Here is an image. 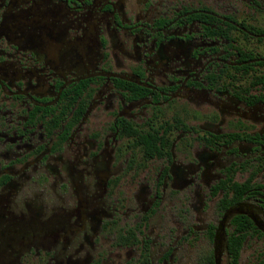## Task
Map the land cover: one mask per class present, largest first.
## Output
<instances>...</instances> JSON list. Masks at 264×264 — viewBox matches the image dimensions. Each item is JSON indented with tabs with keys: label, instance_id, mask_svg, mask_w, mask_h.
Wrapping results in <instances>:
<instances>
[{
	"label": "flooded vegetation",
	"instance_id": "obj_1",
	"mask_svg": "<svg viewBox=\"0 0 264 264\" xmlns=\"http://www.w3.org/2000/svg\"><path fill=\"white\" fill-rule=\"evenodd\" d=\"M246 245L264 264V0H0V264Z\"/></svg>",
	"mask_w": 264,
	"mask_h": 264
},
{
	"label": "rangeland",
	"instance_id": "obj_2",
	"mask_svg": "<svg viewBox=\"0 0 264 264\" xmlns=\"http://www.w3.org/2000/svg\"><path fill=\"white\" fill-rule=\"evenodd\" d=\"M247 245L242 249L239 260L240 264H248L251 259V251L253 248H247ZM210 249L211 248H189L191 258L194 260L193 262H197L202 256L206 255Z\"/></svg>",
	"mask_w": 264,
	"mask_h": 264
},
{
	"label": "trees",
	"instance_id": "obj_3",
	"mask_svg": "<svg viewBox=\"0 0 264 264\" xmlns=\"http://www.w3.org/2000/svg\"><path fill=\"white\" fill-rule=\"evenodd\" d=\"M242 239H243V237H239L238 242H237L238 244H237L236 248H234L233 253L236 254V251L239 252V249H240L239 246L241 244Z\"/></svg>",
	"mask_w": 264,
	"mask_h": 264
}]
</instances>
